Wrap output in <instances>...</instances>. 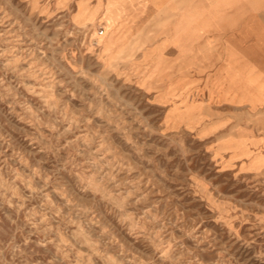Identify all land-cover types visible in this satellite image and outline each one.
Instances as JSON below:
<instances>
[{
	"label": "rangeland",
	"instance_id": "obj_1",
	"mask_svg": "<svg viewBox=\"0 0 264 264\" xmlns=\"http://www.w3.org/2000/svg\"><path fill=\"white\" fill-rule=\"evenodd\" d=\"M149 1L0 0V264H264L256 93L212 106Z\"/></svg>",
	"mask_w": 264,
	"mask_h": 264
},
{
	"label": "crops",
	"instance_id": "obj_2",
	"mask_svg": "<svg viewBox=\"0 0 264 264\" xmlns=\"http://www.w3.org/2000/svg\"><path fill=\"white\" fill-rule=\"evenodd\" d=\"M154 0L148 7L155 9ZM174 41L189 45L211 105L251 109V102L231 100L219 91L255 92L254 113L264 114V0H190L175 2ZM176 51L177 48L175 47ZM211 92H214L213 98Z\"/></svg>",
	"mask_w": 264,
	"mask_h": 264
},
{
	"label": "built area",
	"instance_id": "obj_3",
	"mask_svg": "<svg viewBox=\"0 0 264 264\" xmlns=\"http://www.w3.org/2000/svg\"><path fill=\"white\" fill-rule=\"evenodd\" d=\"M103 33H104V28H101L100 34H103Z\"/></svg>",
	"mask_w": 264,
	"mask_h": 264
},
{
	"label": "bare ground",
	"instance_id": "obj_4",
	"mask_svg": "<svg viewBox=\"0 0 264 264\" xmlns=\"http://www.w3.org/2000/svg\"><path fill=\"white\" fill-rule=\"evenodd\" d=\"M108 4V3H107Z\"/></svg>",
	"mask_w": 264,
	"mask_h": 264
}]
</instances>
